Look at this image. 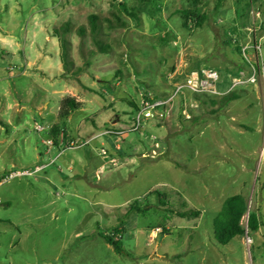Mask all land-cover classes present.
I'll use <instances>...</instances> for the list:
<instances>
[{
	"label": "rangeland",
	"instance_id": "obj_1",
	"mask_svg": "<svg viewBox=\"0 0 264 264\" xmlns=\"http://www.w3.org/2000/svg\"><path fill=\"white\" fill-rule=\"evenodd\" d=\"M195 9L202 27H183ZM202 69L218 95H174ZM172 96L132 130L130 102ZM68 97L81 107L63 124ZM0 178V264H264V227L247 228L264 223V0H0ZM234 195L246 233L220 245ZM136 200L145 212L127 215ZM115 228L123 254L100 236Z\"/></svg>",
	"mask_w": 264,
	"mask_h": 264
},
{
	"label": "trees",
	"instance_id": "obj_2",
	"mask_svg": "<svg viewBox=\"0 0 264 264\" xmlns=\"http://www.w3.org/2000/svg\"><path fill=\"white\" fill-rule=\"evenodd\" d=\"M147 1V0H145ZM181 18L183 20V27H188V23L194 24L195 28H201L204 21L206 20V16L200 11V10H184V12H181ZM96 20L97 18L95 16H91L89 18V22L91 24V30L92 32H95L97 30L96 26ZM69 31V23H66L63 28L62 32H56L55 31V37L58 38L59 46L61 49V55L60 59L62 61V64L66 67L67 65V55L68 51L66 49L67 47V41L65 39L66 33ZM82 33L83 31L80 30ZM99 49L103 53H107L109 46L107 45H100ZM201 96V95H200ZM227 99H230V97L225 96ZM157 100V99H156ZM129 105L133 108L134 111L138 110L139 104L135 102H130ZM81 107L80 102H77L74 98H65L61 101V108L59 112V118L62 120V123L64 124L65 120L68 119V117L75 111L78 110ZM1 181V178H0ZM150 194L155 195V199L157 202V205L162 207H168V201H167V195L162 194L158 191H154ZM246 204L243 201L242 197L239 195H234L231 197H228L225 199L220 211L218 212L217 216L215 217L213 221V227H214V237L215 240L220 245H227L229 244L234 238L236 237H242L246 233V229L242 224V219L244 215L246 214ZM127 215H129L132 212L137 213H144L145 210L138 206V201H134L131 204L127 206ZM165 211L173 216L179 217L181 219H190L192 217H198L200 215V212L198 210H188L185 212H178L176 210H173L171 208L165 209ZM260 226L264 227V223L259 222L258 217L255 214L249 213L248 215V221H247V228L248 230L252 232H256ZM123 233V230L120 228H115L112 231V234H102L100 233V236L103 237V239L106 241L108 245H110L114 251L118 254H123V243L119 239L120 235Z\"/></svg>",
	"mask_w": 264,
	"mask_h": 264
},
{
	"label": "built area",
	"instance_id": "obj_3",
	"mask_svg": "<svg viewBox=\"0 0 264 264\" xmlns=\"http://www.w3.org/2000/svg\"><path fill=\"white\" fill-rule=\"evenodd\" d=\"M254 80V79H252ZM219 81V74L212 69H202L199 71H194L190 74L188 82L185 86L178 87L175 92V96L180 93L185 87L189 92L196 95H218L216 84ZM186 90V89H185ZM174 97H170L165 100H156L152 98L143 99L140 104L138 110L135 111V114L132 118V130L138 131L142 128L143 124L147 121H152L156 119H163L169 114V104L172 102ZM188 117V116H187ZM43 128L37 126V130L41 131ZM111 131L105 132V134H110ZM116 135H122L123 132H112ZM63 136V133H61ZM64 142L62 138V143ZM49 143L53 144L52 141ZM101 154L107 155L105 151H101ZM41 167L36 166L35 171H23V172H15L9 175L8 179L19 177V176H29L33 173L40 171ZM6 182V179L0 181V185Z\"/></svg>",
	"mask_w": 264,
	"mask_h": 264
},
{
	"label": "crops",
	"instance_id": "obj_4",
	"mask_svg": "<svg viewBox=\"0 0 264 264\" xmlns=\"http://www.w3.org/2000/svg\"><path fill=\"white\" fill-rule=\"evenodd\" d=\"M5 205H7V203H5Z\"/></svg>",
	"mask_w": 264,
	"mask_h": 264
}]
</instances>
